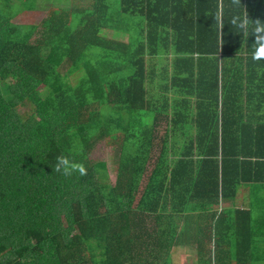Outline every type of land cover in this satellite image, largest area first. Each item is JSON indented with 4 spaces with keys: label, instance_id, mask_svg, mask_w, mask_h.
Returning <instances> with one entry per match:
<instances>
[{
    "label": "trees",
    "instance_id": "obj_1",
    "mask_svg": "<svg viewBox=\"0 0 264 264\" xmlns=\"http://www.w3.org/2000/svg\"><path fill=\"white\" fill-rule=\"evenodd\" d=\"M113 1L0 0V264H173L180 245L198 264L264 263V124L242 134L228 121L248 87L229 71L255 65L264 0H118L101 21ZM48 7L42 25L14 21ZM128 14L146 24L111 39ZM169 47L155 94L147 61ZM99 142L113 161L91 157ZM243 183L248 208L234 204Z\"/></svg>",
    "mask_w": 264,
    "mask_h": 264
},
{
    "label": "crops",
    "instance_id": "obj_2",
    "mask_svg": "<svg viewBox=\"0 0 264 264\" xmlns=\"http://www.w3.org/2000/svg\"><path fill=\"white\" fill-rule=\"evenodd\" d=\"M49 4L50 3H48V5ZM82 5H84L86 7V6L91 5V2L90 1H82ZM111 6H112L111 7L112 11H115L117 13L120 9V2L118 0H114L111 3ZM38 8H40V7H38ZM49 8L50 7L43 8V9L48 11ZM40 11H43V10H41V9H37V10H33V11L25 10V11L21 12L18 16H20L22 14H27L29 12H40ZM110 15L113 16V18H117L119 16V13L112 15L110 12H108L101 18V19H103L101 21H107L108 17ZM129 16L131 18H133V16H131L130 14H128V17ZM126 18H127V15L124 17V19H126ZM129 20H130L129 25H128L129 29H127V31L123 30V34L116 35V36L113 35V33L110 31V32H108L110 38L113 40L123 41V42H126L129 44V42H131L134 39L133 35L130 33V31L133 30L132 27H135L136 24L143 22V20H141V19L135 20L134 18L133 19L129 18ZM143 23L146 24V22H143ZM27 24H29V23H27ZM121 25H122V27L124 26L123 23H121ZM108 34H105V35H108ZM115 43L116 42H112L110 44V49L114 48ZM101 50H103V49H101ZM107 52H108L107 55L111 54L108 50H107ZM112 52H113V50H112ZM102 54H100V57L102 56ZM107 55H104V56H106V60L104 62V68L103 69H114L113 63H116V66H117V64H119V62L121 61L120 55L116 56V55L111 54V56H109V57H107ZM243 56L246 57L247 52H245ZM174 58H175V53H174V50L172 47H169L168 49H166V51L161 52L160 55L155 57L154 59L148 58L149 61H147V69L149 70V74H150L148 88H150V90L152 92H155V94L159 93L160 88H164V91H165V86H162V84L167 85V83H170V80H171L170 74H171V70H172V64L171 63L174 61ZM123 61L126 63L127 58H125ZM252 62L255 65L253 67H250L251 69H230V71H229V75L231 77V82H230L231 86H234L235 82H236L238 88H240V86H243V85L244 86L248 85V87H246L243 92L240 91V94L238 96H234V98L230 100V104H228L229 105L228 121H230L229 122L230 123L229 129L232 132L238 131V132L243 134L244 132H252V131H256V130L260 131L257 129V127L260 124H264V56H261L259 59H254ZM116 69H118V67H116L115 70ZM246 72H248V74H249L248 76H247V74H245ZM127 73H128V71H127ZM235 73H238L237 80L233 75ZM253 73L258 74L259 76L251 77V74H253ZM114 75H117V74H111L110 76L112 77ZM160 85L162 87H160ZM152 92H151V94L154 95ZM167 95H173L169 99L170 102H173L175 100V98L180 97V95L175 94L173 91H169ZM244 123H247L248 127H245ZM162 124L165 125L164 122H162ZM159 131H160V128H159ZM164 132H165V126L163 127V131H160V135L162 136L164 134ZM261 132H263V131H261ZM258 144H261V143H258ZM262 146L264 148L263 144H262ZM178 147L179 148H174L173 150H175V151H177L178 149L180 150V148H181L180 145H178ZM235 148H237V147H234V145H233L230 147V150H237ZM252 148H254L256 150V148L252 147L251 145H250V147L248 145V148H246L245 150L251 151ZM241 149L242 148L240 147V150ZM156 151H158V149ZM257 151H264V150L260 148ZM242 187H243V190L241 189ZM242 193H243V195H242ZM249 202H250L249 188H248V185H246V183H243L239 186V192L236 195V201L234 202V204L236 207L247 208ZM227 203H228V205L229 204L231 205V203H229V202H227ZM187 246L188 245H180L177 248H175L174 250L176 252V251L181 250ZM191 248L196 250L195 246H193ZM190 250L191 249H189V251ZM172 256H173V253H172Z\"/></svg>",
    "mask_w": 264,
    "mask_h": 264
},
{
    "label": "rangeland",
    "instance_id": "obj_3",
    "mask_svg": "<svg viewBox=\"0 0 264 264\" xmlns=\"http://www.w3.org/2000/svg\"><path fill=\"white\" fill-rule=\"evenodd\" d=\"M74 5V4H73ZM48 11L43 10L40 12H29L27 14H22L18 17H15V22L16 23H31V24H38V25H42L43 21L47 18L48 15ZM111 32L113 33V35H118V34H123V33H118L117 30H113L111 29ZM101 53V49H93V51L90 53V59L91 60H97L98 57H100ZM165 125L162 124L160 126V131H163V127ZM159 153V150H158ZM156 153V154H158ZM111 146H107L105 144V142H99L98 144H96L91 152L90 155L91 157L98 161V162H102V161H107V162H111L113 161V158L111 157ZM111 176L112 179L115 180L116 176H115V172L112 170L111 171ZM243 190V187L241 188ZM259 196H263L264 197V191H257ZM243 195V193H242ZM260 204V203H259ZM248 208V207H247ZM213 246V243H209L207 242L206 244V248L209 250L211 249V247ZM189 249H191L189 251ZM261 253V251H258V254ZM173 259H174V263L173 264H198V253L196 250L192 249L190 246L184 247L181 250H178L175 252H173ZM256 264H264L262 262H256Z\"/></svg>",
    "mask_w": 264,
    "mask_h": 264
},
{
    "label": "clouds",
    "instance_id": "obj_4",
    "mask_svg": "<svg viewBox=\"0 0 264 264\" xmlns=\"http://www.w3.org/2000/svg\"><path fill=\"white\" fill-rule=\"evenodd\" d=\"M253 35H256L257 39L255 43L257 44L256 51L253 55L254 59H259L261 56H264V26H256L253 29ZM68 161L64 157H57L56 163L54 165L53 171L61 172L64 174L68 173ZM79 171L83 174L84 169L80 168Z\"/></svg>",
    "mask_w": 264,
    "mask_h": 264
}]
</instances>
